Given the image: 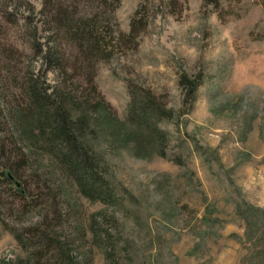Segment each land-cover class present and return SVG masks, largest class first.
<instances>
[{
	"label": "rangeland",
	"instance_id": "obj_1",
	"mask_svg": "<svg viewBox=\"0 0 264 264\" xmlns=\"http://www.w3.org/2000/svg\"><path fill=\"white\" fill-rule=\"evenodd\" d=\"M211 1H75L87 15L101 12L107 54L93 66L96 98L66 103L64 112L113 198L84 197L52 156L31 146L32 120L23 138L14 117L0 115V142L16 135L29 161L21 186H0V264L29 258L33 248L16 233L25 238L56 215L58 236L76 241L75 254L89 250L91 264H264V0ZM44 2L0 0L5 113L13 106L3 74L10 64L42 87L58 82L40 52L57 38ZM140 5L146 25L128 36ZM183 74L198 80L193 98L179 84ZM131 84L168 115L152 117L160 139L128 118Z\"/></svg>",
	"mask_w": 264,
	"mask_h": 264
},
{
	"label": "trees",
	"instance_id": "obj_2",
	"mask_svg": "<svg viewBox=\"0 0 264 264\" xmlns=\"http://www.w3.org/2000/svg\"><path fill=\"white\" fill-rule=\"evenodd\" d=\"M75 1L58 0L57 6H54L52 0H45L42 10L45 15V7H48L46 22L50 31L57 36L53 41L54 45H51L47 52L40 51L46 64L57 70L56 86L42 87L32 76V72L25 70L21 75L20 69L10 64L3 74L4 82L9 83L14 90L11 95L13 106L7 113L3 109L0 110V115L6 119L14 117L15 130L17 133L19 131L23 138L21 126L25 121L32 120V127L35 130L33 132L36 133L29 139L31 146L35 149L39 147L41 151L52 156L57 163L58 174L67 180H72L84 197L92 201L109 203L113 198L109 182L99 170L88 149L75 136L64 112L66 103L74 104L75 100L85 97L87 102L96 98L93 66L98 59L107 54L105 53L106 37L100 23L101 12L87 15L78 10V3ZM141 7L140 5L131 18L128 36L136 37L146 25L144 16H140ZM114 40L113 37V42ZM82 81L86 86L81 83ZM179 84L190 98L194 97L198 88L197 79L183 74ZM129 90L131 106L128 118L160 139L163 135L151 124L152 117L163 118L168 115L163 109L154 106L152 96H140V90L133 84L129 85ZM0 96L3 94L1 93ZM18 96L22 97L23 101L18 102ZM16 138V135L6 138L7 144L4 140L0 142V186L6 183L19 187L22 185L21 178L26 176L22 170L29 165V161L23 149L17 145ZM25 194L24 190H19L17 196L20 198ZM41 194L38 191V196ZM42 221L43 226L30 227L26 231V239L16 233L18 242L24 246L28 244L33 248V252L29 258L18 259L12 264H91L89 250L75 254L73 244L76 241L58 236L61 227L60 215H56L53 219L44 216ZM99 227L98 219L93 217L90 228L95 240L101 235ZM78 239L84 245V236Z\"/></svg>",
	"mask_w": 264,
	"mask_h": 264
}]
</instances>
